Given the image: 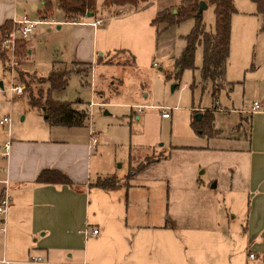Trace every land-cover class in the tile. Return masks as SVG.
I'll return each instance as SVG.
<instances>
[{
	"label": "crops",
	"instance_id": "crops-1",
	"mask_svg": "<svg viewBox=\"0 0 264 264\" xmlns=\"http://www.w3.org/2000/svg\"><path fill=\"white\" fill-rule=\"evenodd\" d=\"M21 1L29 0H0V25L14 17L29 16L20 14ZM30 1H35L39 17L47 15L46 0ZM52 1L53 14L47 19L72 24V61L56 59L53 67L91 62L93 71L98 64L125 68L135 62L136 55L130 49L133 45L128 41L122 42L117 51L130 52V60L120 59V54H106L95 61L98 50L106 47L99 44V25L93 23L96 17L67 20L59 0ZM253 11L257 14L256 9ZM26 39L28 53L31 40ZM202 60L203 52L197 65ZM89 71L76 73L84 80ZM112 79L121 81L95 75V93L105 96L103 84ZM41 85L38 90L45 93L50 83ZM67 86L55 89L54 96L60 99L57 94ZM95 103L74 102L88 113ZM32 108L45 117L43 110ZM260 110L251 106L243 111ZM79 127L50 125L48 132L9 138L8 155L2 154L4 144L0 143V198L5 192L11 196L7 214H0V264H26L25 256L35 251L46 255V262H40L44 264H264V153L242 151L246 146L200 145L197 154L201 159L194 169L186 161V153H180L182 146L174 145L168 155L132 178L115 172L101 174L116 176L120 181L103 187L95 185L91 177L97 145L92 144L91 130L87 136L76 129ZM215 128L220 129L217 125ZM56 129L63 135L56 134ZM225 156L233 158L228 164L231 170L224 165ZM203 157L212 158V162L208 164ZM172 159L176 160L173 167L162 166ZM46 168L63 171L73 184L38 181ZM200 171L208 172V182L198 176ZM213 179L216 182L211 184ZM164 185L169 187L165 194ZM94 228L99 229L96 235L92 233Z\"/></svg>",
	"mask_w": 264,
	"mask_h": 264
},
{
	"label": "rangeland",
	"instance_id": "rangeland-1",
	"mask_svg": "<svg viewBox=\"0 0 264 264\" xmlns=\"http://www.w3.org/2000/svg\"><path fill=\"white\" fill-rule=\"evenodd\" d=\"M205 1L207 6L202 17L206 27L214 29L215 4ZM180 2L140 0L137 5H127L123 13H115L120 8L117 6L105 9L101 14L106 17L105 21L98 25L99 44L105 43L106 47L98 50L95 61L101 55L119 56L120 44L128 41L133 45L129 48L136 55L135 62L125 68L116 64H98L93 71L90 67V75L84 80L73 72L67 88L57 94L60 99L75 103L78 100L96 102L89 106L87 125L76 128L87 136L91 128L99 131V142L92 154V180L107 172L126 177L131 170V162L136 166L146 159L168 155L174 145L182 146L180 153H186V161L194 169L201 159L197 154V146L200 145L246 146L242 151L264 153V29L261 28V16L253 13L255 4L252 0H233L236 10L232 15L231 52L223 87L215 96L213 82L204 80L199 68H186L180 77L176 76V58L185 46V36L195 26L196 19L191 17L172 25L151 22L161 10H175ZM18 8L20 14L26 12L30 17H39L35 1H21ZM71 36L72 24L68 22H53L51 19L41 22L30 35L31 52L23 59L17 54V64L13 69L10 55L3 49L6 59L0 57V81L3 82V86L0 85V120L8 115L10 121L0 124L1 144L12 137L33 136L40 130H50L52 124L48 119L31 107L26 83L20 75L30 73L25 74L26 79L36 92L40 91L38 87L43 82L39 77L50 74L56 59L72 61ZM202 52L200 45L197 47L196 64H200ZM131 56L130 52L122 53L120 59L130 60ZM64 65L67 63L61 64L62 67ZM79 68L82 74L88 71L83 64ZM95 75L121 78V81L112 79L105 82V96L101 98L94 90ZM12 82L22 84L24 92L11 91ZM254 100L259 102L261 110L257 113L243 111L251 109ZM162 107L170 111V117L163 116ZM206 108L212 109L217 122L214 126L221 129L217 134L200 132L198 124L193 123L195 110L199 109L203 114ZM53 131L63 135L58 132L60 130ZM173 159L163 162L162 166L170 167L172 164L173 167L176 163ZM202 160L208 164L212 162L210 157ZM232 161L229 156L223 159L230 170L228 164ZM180 162L181 159L178 166ZM199 175L205 182L210 180L207 171H200ZM215 182L213 179L211 184ZM163 189L164 194L168 193L169 187L164 185ZM161 201L165 202V195ZM39 256L46 262V255L35 251L25 256L26 264H36L32 260Z\"/></svg>",
	"mask_w": 264,
	"mask_h": 264
},
{
	"label": "trees",
	"instance_id": "trees-1",
	"mask_svg": "<svg viewBox=\"0 0 264 264\" xmlns=\"http://www.w3.org/2000/svg\"><path fill=\"white\" fill-rule=\"evenodd\" d=\"M215 4L216 24L214 29H208L200 12L201 0H181L175 10L165 8L152 19V23L166 22L167 25L180 23L181 21L194 17L196 24L186 36L185 46L180 55L176 58L177 73L180 77L186 68H199L204 80H211L214 87V95L223 87V81L227 70L231 48L232 15L236 10L233 0H210ZM256 4V13L261 16V28L264 29V0H252ZM140 0H59V4L64 10L67 20L79 21L84 18L99 17L107 8L126 7L127 5H137ZM53 1L46 0V14L43 17L48 18L53 14ZM102 8V9H101ZM128 8V6H127ZM93 12L92 16H88ZM12 21L7 20L0 25V57L6 59V53L1 47V39L4 33L11 27ZM203 47V60L201 65L196 64V52L198 46ZM28 51L27 39H20L17 43V54L20 58L24 57ZM134 56V55H133ZM73 66L64 65L54 66L48 76H40L39 81H49L50 85L47 91L36 92L32 83L26 79L25 74L20 78L26 83V90L29 92L30 103L32 107H37L48 116L46 117L52 125L81 126L86 123L89 116L87 109L77 107L73 101L58 99L53 91L57 88H63L68 85L73 72L82 73L79 65H85L87 70L92 66L91 62H74ZM78 66V67H77ZM85 70V71H87ZM88 72V71H87ZM86 72V73H87ZM33 81V79H30ZM199 109L195 113L200 112ZM214 114L211 109H206L201 118L193 119V123L200 127V132L210 134L218 133L219 130L214 126ZM160 155L131 166L127 177L131 178L140 169L146 167L153 161L164 158ZM40 182H62L73 184L71 178L61 170L54 168L43 169L37 178ZM119 178L116 176H100L95 185L113 186L119 184Z\"/></svg>",
	"mask_w": 264,
	"mask_h": 264
},
{
	"label": "built area",
	"instance_id": "built-area-1",
	"mask_svg": "<svg viewBox=\"0 0 264 264\" xmlns=\"http://www.w3.org/2000/svg\"><path fill=\"white\" fill-rule=\"evenodd\" d=\"M118 12H125V8L124 7H120L118 10H115V13ZM105 16H100L97 17L95 19V21H93L94 24H101L103 21H105ZM43 21H47L46 17H39V18H32L28 15H23L22 17H14L12 19V25L11 27L4 33L2 39H1V46L3 49L7 50L9 55H10V60H11V66L12 69L14 68V65L17 64V43L20 39H26L28 37H30V35L34 32V30L38 27V25L43 22ZM53 22H57V20H51ZM155 65H157V62H154ZM186 84H188V82H186ZM11 91H13L14 93H22L24 92V86L20 83H14L12 82L11 85ZM259 106V103L257 100L253 101V105L252 108L255 110L257 109ZM163 108V116H170V111L167 110L166 107H162ZM10 121V117L8 115H5L3 118H1L0 123L1 124H6L7 122ZM98 131L94 128H91V141L92 144L94 145V147L97 145L98 143ZM10 148H11V140L8 139L6 140V142L3 145V152L2 154L4 155H8L10 152ZM11 202V196L8 192H5L1 198H0V214L2 215H6L9 209V205ZM92 233L94 235L99 233V229L98 228H94L92 230ZM250 256H253V253H250ZM42 257L39 256L37 258H34L32 260V262H43L41 261ZM6 262H9L8 260H5ZM80 264H91L87 261H84Z\"/></svg>",
	"mask_w": 264,
	"mask_h": 264
},
{
	"label": "water",
	"instance_id": "water-1",
	"mask_svg": "<svg viewBox=\"0 0 264 264\" xmlns=\"http://www.w3.org/2000/svg\"><path fill=\"white\" fill-rule=\"evenodd\" d=\"M206 6H207L206 1H205V0H201V2H200V12H202L203 9H204ZM92 15H93V12H89V13H88V16H92ZM0 85L3 86V82H2V81H0ZM175 86H176V84L173 85V88H174ZM47 116H48V114L46 113V114H45V117H47ZM196 117H197V118H201V117H202V113H201V112H197V113H196Z\"/></svg>",
	"mask_w": 264,
	"mask_h": 264
}]
</instances>
